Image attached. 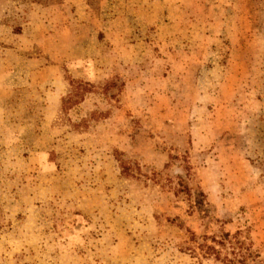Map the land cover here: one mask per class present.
<instances>
[{"label": "rangeland", "instance_id": "374dc122", "mask_svg": "<svg viewBox=\"0 0 264 264\" xmlns=\"http://www.w3.org/2000/svg\"><path fill=\"white\" fill-rule=\"evenodd\" d=\"M211 239L264 264V0H0V264Z\"/></svg>", "mask_w": 264, "mask_h": 264}, {"label": "trees", "instance_id": "16d2710c", "mask_svg": "<svg viewBox=\"0 0 264 264\" xmlns=\"http://www.w3.org/2000/svg\"><path fill=\"white\" fill-rule=\"evenodd\" d=\"M70 85L74 88V93L72 95H68V97L64 100L63 105L68 106L76 103V100L79 98V93L84 92L86 89H88V84L86 83H80V82H71ZM214 244L218 246V249L215 246L211 245H203L202 247L206 250V254H211L214 256L215 260L220 262H226L225 264H237L239 261L236 259L231 260L226 255L221 256V251L219 248L225 247V242L216 241L215 239H211Z\"/></svg>", "mask_w": 264, "mask_h": 264}]
</instances>
